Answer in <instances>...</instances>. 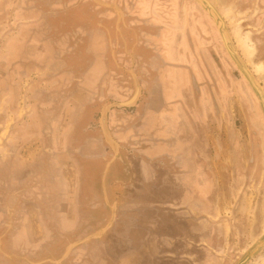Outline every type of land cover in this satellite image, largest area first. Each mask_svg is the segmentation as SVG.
I'll use <instances>...</instances> for the list:
<instances>
[{
    "label": "rangeland",
    "instance_id": "374dc122",
    "mask_svg": "<svg viewBox=\"0 0 264 264\" xmlns=\"http://www.w3.org/2000/svg\"><path fill=\"white\" fill-rule=\"evenodd\" d=\"M208 1L264 92V0ZM22 13L25 20L10 21ZM193 15L205 18L194 25L204 36L206 56L236 94L215 147L206 152L215 192L199 205L193 186L187 197L150 195L151 183L139 175L140 157L118 140L121 128L113 123L138 104L109 114L118 156L99 125L103 108L134 95L132 72L142 84L139 57L158 35V23L170 25L171 37L184 38ZM9 24L13 30L44 29L66 45L50 54L56 66L46 81L61 73V87L47 90L55 96L30 88L36 96L21 100L22 113L0 117V264H117L133 249L141 264H264V113L207 10L196 0H0V30ZM36 57L30 56L33 66ZM98 66L102 71L94 77ZM38 78L32 75L28 86ZM224 104L220 97L215 101L216 113ZM25 123L41 126L40 143L6 148L14 127ZM6 158L14 161L5 164ZM183 202H190L189 213L172 211Z\"/></svg>",
    "mask_w": 264,
    "mask_h": 264
},
{
    "label": "crops",
    "instance_id": "0c3cea01",
    "mask_svg": "<svg viewBox=\"0 0 264 264\" xmlns=\"http://www.w3.org/2000/svg\"><path fill=\"white\" fill-rule=\"evenodd\" d=\"M24 16L23 13L19 14L10 21H22ZM33 16L29 20L32 21ZM35 16V19L39 17ZM201 17L196 19L193 15L186 20L189 34L184 38L181 35L172 38L170 25L158 23V35L145 42L146 48L141 50L139 57L143 93L137 108L131 114L113 121L116 127L121 128L117 131L118 140L140 157V161H137L139 175L142 176L141 180L151 183L148 188L152 191L151 196L187 197L190 196V186H193L192 195L197 198L198 205L202 204L200 200L214 195L213 174L208 172L205 163L208 157L206 152L215 147L216 131L221 130L223 120L230 117L229 106L236 98L226 79L221 82V71L216 62L206 56L204 36L194 25L205 21ZM147 21L152 23L151 18ZM46 35L44 29L35 31L22 27L13 30L11 24L0 30V117L5 116L6 121L7 118L13 120L26 109L20 104L21 100L36 96L30 88L33 91L40 87V96H47L51 93L47 90L56 91L61 87V73L53 77L54 80L46 81L45 78L51 75L50 68L56 66L50 54L58 49L61 51L66 42ZM35 55L38 61L33 66L30 56ZM48 55L50 61L47 60ZM33 67L37 72L32 71ZM100 69L101 66H98L94 77L102 71ZM35 73L40 81L28 86V79ZM51 94L55 96L56 93ZM219 97L225 104L218 114L214 105ZM57 118L55 127L61 123ZM40 128V125L26 123L14 127L8 136L11 144L6 148L16 150L32 143L39 144L41 140L36 134ZM10 160L13 162L14 158H6L5 164H9ZM22 163H28L25 157ZM183 203L172 205V211L189 213L190 202ZM206 210L204 207L200 212ZM132 239L131 243L136 245L137 237ZM169 242L174 245V240ZM151 255L149 260L155 258ZM118 259L117 264H141L143 260L135 249Z\"/></svg>",
    "mask_w": 264,
    "mask_h": 264
},
{
    "label": "water",
    "instance_id": "95a60500",
    "mask_svg": "<svg viewBox=\"0 0 264 264\" xmlns=\"http://www.w3.org/2000/svg\"><path fill=\"white\" fill-rule=\"evenodd\" d=\"M196 1L205 10H207L209 12L210 16L214 19L216 24L219 25L221 36L223 38V41L227 47V50H228L231 58L234 60V62L236 63V65L238 66L240 71L243 73L245 78L248 80V82L250 83L253 90L259 96L261 106L263 109V113H264V92L261 89V87L259 86V84L257 83V81L255 80L252 73L249 71V69L247 68V66L243 62V60L237 54L236 49H235V47H234V45H233V43L229 37L225 22L221 18L220 14L216 10V8L208 0H196ZM100 4L104 5L102 3H100ZM132 75H133V79L135 82V88H136L134 95L129 100H127L125 102H114V103L106 106L105 108H103L101 111L100 120H99V125H100V128L102 130L105 142L115 152V154L117 156L120 153V146L117 144V142L115 141V139L113 138V136L111 134V131H110L109 125H108V118H109L110 112L113 109H132L138 104V102L141 98L142 87H141V84L139 82L137 75H135L134 72H132ZM91 238H96V236H91L88 239H91ZM86 240H84V242ZM262 244H263V242H262ZM73 247L74 246H72L71 248H73Z\"/></svg>",
    "mask_w": 264,
    "mask_h": 264
}]
</instances>
